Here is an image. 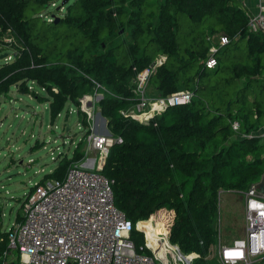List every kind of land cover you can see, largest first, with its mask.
I'll list each match as a JSON object with an SVG mask.
<instances>
[{
  "label": "trees",
  "instance_id": "trees-1",
  "mask_svg": "<svg viewBox=\"0 0 264 264\" xmlns=\"http://www.w3.org/2000/svg\"><path fill=\"white\" fill-rule=\"evenodd\" d=\"M51 4L0 0V53L13 51L0 64V96L13 86L30 93L35 81L54 121L68 101L105 91L101 113L123 141L110 147L102 173L114 180L132 238L143 234L138 221L169 212L171 242L207 264L221 190L247 191L264 175V33L250 30L243 0H69L48 19ZM220 35L229 42L210 68ZM146 69L159 98L188 90L192 100L146 121L125 114L140 101L137 78ZM83 155L66 157L49 176L64 179ZM153 225L145 224L149 235L165 230Z\"/></svg>",
  "mask_w": 264,
  "mask_h": 264
},
{
  "label": "built area",
  "instance_id": "built-area-1",
  "mask_svg": "<svg viewBox=\"0 0 264 264\" xmlns=\"http://www.w3.org/2000/svg\"><path fill=\"white\" fill-rule=\"evenodd\" d=\"M249 27L264 33V7L250 15ZM215 39L216 36L211 37ZM228 42L226 35L217 37L209 52L208 67L217 65L215 55ZM161 63L159 59L157 64ZM150 72L146 69L138 75L136 90L140 101L124 111L125 114L146 121L168 105L192 100L193 92L188 90L156 100L145 98L144 84ZM92 141L94 148L102 153L99 159L86 158L84 162L88 166L84 162L72 164L62 180L38 183L24 201L23 220L16 221L6 231L0 229V244L4 233L8 242L7 248L0 252V264H10L13 257L20 264H195L201 255L184 252L171 242V223L152 237L140 227L145 221H138L136 228H143L145 243L136 245L132 221L115 204L114 180L102 173L110 147L123 140L105 134L92 135ZM237 192L244 199L246 231L229 243H220L216 258L219 264H264V193L258 182L247 191ZM146 221L156 224L154 218ZM146 249L151 253H146Z\"/></svg>",
  "mask_w": 264,
  "mask_h": 264
},
{
  "label": "rangeland",
  "instance_id": "rangeland-1",
  "mask_svg": "<svg viewBox=\"0 0 264 264\" xmlns=\"http://www.w3.org/2000/svg\"><path fill=\"white\" fill-rule=\"evenodd\" d=\"M51 1L48 19L54 17V11L64 8L63 0ZM7 52L9 57L0 59V64L11 59L13 51ZM144 89V97L149 100L161 96L159 89L149 80L145 81ZM104 92L96 89L84 95L79 105L68 101L54 121L49 101L44 98L48 93L35 81L30 82V93H21L13 86L0 96L3 101L0 105V224L3 230L18 221V216L22 217L26 198L38 183L55 178L49 174L62 161L71 159L75 152L84 153L79 164L88 157H101L102 153L93 146L92 135L109 130L107 119L101 116L99 103ZM241 197L236 190H221L216 219L217 240L211 245L207 264H219L216 254L220 243H229L244 235L246 220L244 208H240L244 203ZM170 216L169 212H158L154 217L155 225L160 221L165 225L172 224ZM142 235L136 233L133 237L138 247L145 243Z\"/></svg>",
  "mask_w": 264,
  "mask_h": 264
},
{
  "label": "crops",
  "instance_id": "crops-1",
  "mask_svg": "<svg viewBox=\"0 0 264 264\" xmlns=\"http://www.w3.org/2000/svg\"><path fill=\"white\" fill-rule=\"evenodd\" d=\"M243 3L247 7V9L249 10L250 15L253 14V13L259 12L264 7V0H243ZM257 33H261V32H257ZM2 102L3 101H0V105L2 104ZM0 109H1V106H0ZM5 115L8 116V114H5ZM262 132L264 133V126L262 127ZM105 134H108V133L107 132H103L101 134L100 133H96L94 135H105ZM9 141H11V139ZM84 165L88 166V164H86V163ZM241 198L243 199V196ZM219 207H220V205H219ZM240 208H244V206H242ZM241 211H242V209H241ZM0 229H1V231H6V230L2 229V224H0ZM1 246L2 245H0V247ZM15 261L18 262V259H15V257H13L10 264H14ZM17 264H20V261Z\"/></svg>",
  "mask_w": 264,
  "mask_h": 264
},
{
  "label": "water",
  "instance_id": "water-1",
  "mask_svg": "<svg viewBox=\"0 0 264 264\" xmlns=\"http://www.w3.org/2000/svg\"><path fill=\"white\" fill-rule=\"evenodd\" d=\"M68 1H69V0H63V5H65ZM8 55H9V53H8V52H5V53H3V54L0 55V59L7 58V57H9ZM101 116H102L103 118H105V117L102 115V113H101ZM107 133H108L109 135L112 134L110 130H107ZM90 165L92 166L93 164H90ZM258 184H259V189L261 190L262 193H264V175H263V177L260 179V181H259ZM139 230H140L141 232H143V228H140Z\"/></svg>",
  "mask_w": 264,
  "mask_h": 264
},
{
  "label": "bare ground",
  "instance_id": "bare-ground-1",
  "mask_svg": "<svg viewBox=\"0 0 264 264\" xmlns=\"http://www.w3.org/2000/svg\"><path fill=\"white\" fill-rule=\"evenodd\" d=\"M146 223H151L152 225H153V223H152V221H145V222H142V223H140V227H144L145 228V224ZM154 226V225H153ZM146 229V228H145ZM147 230V229H146ZM162 231H164L163 229H161V228H159V230L158 229H156L155 227H151V234H150V236H152V237H154L155 235H159ZM148 233V232H147Z\"/></svg>",
  "mask_w": 264,
  "mask_h": 264
},
{
  "label": "clouds",
  "instance_id": "clouds-1",
  "mask_svg": "<svg viewBox=\"0 0 264 264\" xmlns=\"http://www.w3.org/2000/svg\"><path fill=\"white\" fill-rule=\"evenodd\" d=\"M113 135V134H112Z\"/></svg>",
  "mask_w": 264,
  "mask_h": 264
}]
</instances>
